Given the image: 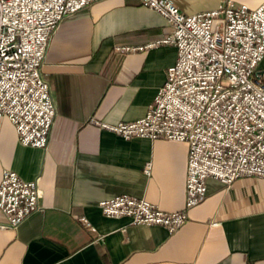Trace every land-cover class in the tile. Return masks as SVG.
<instances>
[{"label": "crops", "instance_id": "obj_1", "mask_svg": "<svg viewBox=\"0 0 264 264\" xmlns=\"http://www.w3.org/2000/svg\"><path fill=\"white\" fill-rule=\"evenodd\" d=\"M172 1L192 14L228 0ZM170 31L166 18L141 0H95L58 22L42 65L56 106L46 147L20 142L12 122L0 116V179L9 168L36 179L41 192L40 208L15 227L1 225L0 211V264H264V178L244 175L229 185L207 178L206 197L173 232L107 216L98 205L126 193L165 210L183 208L186 142L126 139L88 123L144 115L177 48L121 47ZM257 71L264 73V56Z\"/></svg>", "mask_w": 264, "mask_h": 264}, {"label": "built area", "instance_id": "obj_2", "mask_svg": "<svg viewBox=\"0 0 264 264\" xmlns=\"http://www.w3.org/2000/svg\"><path fill=\"white\" fill-rule=\"evenodd\" d=\"M95 0H0V116L12 122L20 142L45 148L56 114L51 85L42 65L58 22ZM162 14L171 31L136 50L173 44L177 57L167 68L143 116L88 123L123 138L146 137L184 141L188 146L185 198L180 210L159 208L126 193L99 200L103 214L126 216L131 223L180 227L189 210L206 197V180L226 185L252 175L264 178V3L249 6L232 0L217 8L188 14L172 0H141ZM120 48V47H118ZM151 164L144 166L150 173ZM36 179L12 169L0 179L3 227H15L40 208ZM82 225L94 226L84 216Z\"/></svg>", "mask_w": 264, "mask_h": 264}]
</instances>
